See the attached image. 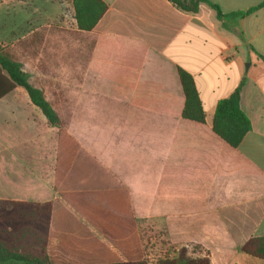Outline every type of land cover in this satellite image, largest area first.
I'll use <instances>...</instances> for the list:
<instances>
[{
	"label": "crops",
	"instance_id": "obj_1",
	"mask_svg": "<svg viewBox=\"0 0 264 264\" xmlns=\"http://www.w3.org/2000/svg\"><path fill=\"white\" fill-rule=\"evenodd\" d=\"M102 1L107 12L85 32L94 38L88 92L104 103V119L115 120L88 138L92 174L67 176L63 191L110 197L125 189L138 228L163 230L175 250L197 247L212 264H264L241 250L264 238V7L219 21L207 4L189 13L170 0ZM209 1L224 15L264 2ZM179 68L195 81L205 124L182 117ZM243 81L241 109L251 130L232 148L213 122L219 101ZM58 138L23 88L0 98V200L60 201L75 213L55 188Z\"/></svg>",
	"mask_w": 264,
	"mask_h": 264
},
{
	"label": "trees",
	"instance_id": "obj_2",
	"mask_svg": "<svg viewBox=\"0 0 264 264\" xmlns=\"http://www.w3.org/2000/svg\"><path fill=\"white\" fill-rule=\"evenodd\" d=\"M72 1L77 28L81 32H92L108 10L102 0ZM170 1L189 13H198L200 5L207 4L216 12L219 21L244 18L264 7L263 2L246 13L224 15L220 7L209 0ZM260 58L264 61V57ZM2 71L8 77L3 76ZM178 75L186 100L182 117L205 124L206 115L193 77L181 68ZM243 86L244 81L228 98L219 101L213 122L214 133L232 148H238L251 130L250 120L241 109ZM16 87L26 91L50 127H61V118L44 91L29 81L21 63L0 51V98ZM80 156L78 142L59 129L55 188L75 213L59 201L39 204L0 200V264H150L127 190L111 193L110 197L88 189L63 191L61 185L67 176L92 174L88 162ZM86 160L91 161L88 156ZM63 224L69 226L68 231L57 228ZM55 240L59 241L58 245H54ZM241 250L264 261V238L248 240ZM173 254L176 256L166 253L163 259L151 264H212L208 252H201V257H192L188 248L182 247Z\"/></svg>",
	"mask_w": 264,
	"mask_h": 264
},
{
	"label": "rangeland",
	"instance_id": "obj_3",
	"mask_svg": "<svg viewBox=\"0 0 264 264\" xmlns=\"http://www.w3.org/2000/svg\"><path fill=\"white\" fill-rule=\"evenodd\" d=\"M0 3L5 4L0 6V51L20 62L29 81L46 92L61 118V127L54 129H63L77 139L80 158L87 163V141L96 136L93 129H103L106 121L109 125L115 120L104 119V103L93 100L95 96L88 92L89 84L94 82L89 69L94 38L77 30L72 0ZM138 230L150 264L163 259L166 253L174 256L175 249L167 244L163 230ZM188 250L194 255L202 252L197 247Z\"/></svg>",
	"mask_w": 264,
	"mask_h": 264
}]
</instances>
